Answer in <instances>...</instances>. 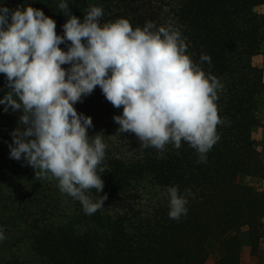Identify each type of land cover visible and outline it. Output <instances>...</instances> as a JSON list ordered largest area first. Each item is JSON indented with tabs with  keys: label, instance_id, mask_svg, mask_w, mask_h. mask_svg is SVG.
<instances>
[{
	"label": "trees",
	"instance_id": "16d2710c",
	"mask_svg": "<svg viewBox=\"0 0 264 264\" xmlns=\"http://www.w3.org/2000/svg\"><path fill=\"white\" fill-rule=\"evenodd\" d=\"M61 2L81 20L99 6L101 24L124 18L133 28L151 21L178 29L187 54L223 85L217 104L224 123L206 162H198L185 142L179 149L145 148L134 134L117 130L113 116L122 108H114L97 86L74 105L92 119L88 135L100 133L107 145L103 191L89 193L94 202L101 195L107 199L89 215L56 180L38 179L23 159L10 158V133L21 113L0 105V228L6 237L0 264H189L190 253L199 263L211 255L214 264H240L242 235L252 253L264 236V190L237 182L239 175L264 173L251 136L260 126L258 96L264 92L262 74L252 63L264 44V13L258 10L264 0H0L10 10H42L63 35L68 17ZM59 47L67 50L66 44ZM201 55L211 63L201 62ZM8 90L0 74V98ZM171 186L193 194L178 220L168 215Z\"/></svg>",
	"mask_w": 264,
	"mask_h": 264
},
{
	"label": "clouds",
	"instance_id": "9594fccd",
	"mask_svg": "<svg viewBox=\"0 0 264 264\" xmlns=\"http://www.w3.org/2000/svg\"><path fill=\"white\" fill-rule=\"evenodd\" d=\"M59 9L68 17L63 35L38 8L0 4V74L9 89L0 105L21 113L10 133V158L23 159L38 179L56 180L86 214L103 207L107 196L94 202L89 193L103 191L107 145L100 133L88 135L92 119L74 107L98 86L114 108H122L113 116L119 132L159 151L185 142L198 162H206L224 123L217 104L223 85L187 54L180 31L151 21L133 28L124 18L101 24L99 6H91L82 20L65 2ZM200 60L211 63L208 55ZM192 195L190 189H167L170 219L187 214ZM5 238L0 228V241Z\"/></svg>",
	"mask_w": 264,
	"mask_h": 264
},
{
	"label": "rangeland",
	"instance_id": "374dc122",
	"mask_svg": "<svg viewBox=\"0 0 264 264\" xmlns=\"http://www.w3.org/2000/svg\"><path fill=\"white\" fill-rule=\"evenodd\" d=\"M258 10L264 13V5L259 7ZM252 63L261 72L264 81V44H262L260 48L255 51L252 57ZM257 117L259 119L260 126L252 132L251 136L256 141L257 149L260 152L262 162L264 163V92L258 96ZM237 182L244 185H250L259 190H264V173L259 177L239 175L237 177ZM242 239L243 245L241 250L240 264H264V236L260 240L254 258H252L250 254L244 256L243 253L242 255L243 249L249 246L245 233L242 235ZM188 262L198 263V260L193 254L190 253Z\"/></svg>",
	"mask_w": 264,
	"mask_h": 264
},
{
	"label": "crops",
	"instance_id": "0c3cea01",
	"mask_svg": "<svg viewBox=\"0 0 264 264\" xmlns=\"http://www.w3.org/2000/svg\"><path fill=\"white\" fill-rule=\"evenodd\" d=\"M243 253H244V256H247L248 254H250V256L252 258H254V255H255V253L251 252V249L249 246H247L243 249L242 255H243ZM189 264H214V258H213V256L211 257V255H210L203 263L198 262V263H189Z\"/></svg>",
	"mask_w": 264,
	"mask_h": 264
}]
</instances>
